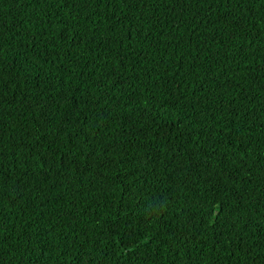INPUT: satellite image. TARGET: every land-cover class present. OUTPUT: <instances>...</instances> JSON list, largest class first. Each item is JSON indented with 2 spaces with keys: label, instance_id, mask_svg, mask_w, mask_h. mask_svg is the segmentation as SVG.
Wrapping results in <instances>:
<instances>
[{
  "label": "trees",
  "instance_id": "trees-1",
  "mask_svg": "<svg viewBox=\"0 0 264 264\" xmlns=\"http://www.w3.org/2000/svg\"><path fill=\"white\" fill-rule=\"evenodd\" d=\"M0 264H264V0H0Z\"/></svg>",
  "mask_w": 264,
  "mask_h": 264
}]
</instances>
